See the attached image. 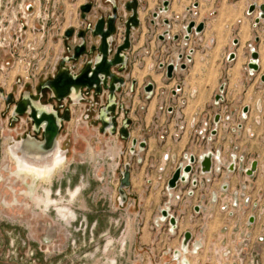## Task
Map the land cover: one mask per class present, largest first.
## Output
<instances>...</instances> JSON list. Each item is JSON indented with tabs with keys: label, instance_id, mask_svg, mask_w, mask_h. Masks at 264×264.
I'll list each match as a JSON object with an SVG mask.
<instances>
[{
	"label": "crops",
	"instance_id": "crops-1",
	"mask_svg": "<svg viewBox=\"0 0 264 264\" xmlns=\"http://www.w3.org/2000/svg\"><path fill=\"white\" fill-rule=\"evenodd\" d=\"M120 1L123 6L129 0ZM138 1L140 26L132 31L128 65L123 72L126 84L117 94L120 103L126 105V111L118 115L119 129L125 119H130V139L102 133L96 112L90 120L92 125H100L99 144L106 147L111 159L119 161L123 169L130 164L128 200L121 207L118 193L115 209L129 219L123 231L128 248L136 254L130 252L128 262L176 264L174 254L181 250L187 232L192 234V241L183 257L189 264H233L227 261L225 250L237 247L247 235L251 237L250 248L264 252V218L249 223L251 217L264 211V22L256 24L258 9L248 13L252 4L260 6L264 0H220L216 9V0ZM164 1L169 2L168 11L155 19ZM84 3L75 2V9L66 6L61 14L72 12L79 27L78 13ZM47 4L45 8H49ZM195 14L200 20H194ZM166 20L171 25L170 35L162 38ZM191 21L203 22L205 28L185 40L184 27ZM55 27L47 31L52 33ZM30 33H23L27 40L32 37ZM61 36L56 40L52 34L44 41L39 38L35 52L45 56L41 65L66 54L69 43ZM251 47L259 53L260 69L255 73L248 68ZM21 48H11L9 53L17 56L28 51L27 45ZM189 54L186 69L177 70L168 79L161 65L177 61L179 55H183L180 64L184 63ZM231 54H235L232 61ZM148 84L153 85L150 95L145 92ZM219 95L222 99L217 103ZM217 116L221 119L216 126ZM214 129L217 134L213 136ZM133 140L137 145L131 152ZM141 143H145L144 148H140ZM208 152L218 153L222 164L213 160L212 173L201 175L197 163L187 182L167 189L181 164ZM234 157L238 158L236 169L229 172ZM241 157L243 161H239ZM253 161L258 162L257 171L249 177L245 170ZM192 177L197 179V186L192 185ZM236 198L238 207H233ZM165 209L178 219L174 231L169 219L162 221Z\"/></svg>",
	"mask_w": 264,
	"mask_h": 264
},
{
	"label": "rangeland",
	"instance_id": "rangeland-1",
	"mask_svg": "<svg viewBox=\"0 0 264 264\" xmlns=\"http://www.w3.org/2000/svg\"><path fill=\"white\" fill-rule=\"evenodd\" d=\"M15 1L33 8L25 26V32L30 31L32 37L27 40L22 31L20 38L4 41V35L0 34V90L6 94L12 92L17 100L22 91L34 95L45 90L42 99L32 97L40 104L55 106L57 100L50 90L42 87L56 74L65 54L51 57L43 66L45 56L35 52L36 45L39 38L44 41L52 34L56 40L63 31L61 37L64 38L66 30L78 28L72 12L70 15L61 12L66 6L75 9V2L87 0ZM219 1L216 0L215 9ZM45 3L49 8H45ZM5 15V19L12 17L11 9H0V21ZM193 17L200 20L197 14ZM51 21L57 27L49 33V27L54 26L49 24ZM43 25L44 31L41 30ZM31 28L35 29L34 33ZM65 43H69L66 49L76 45L74 40H65ZM29 44L34 45V52L28 50L17 56L9 53L11 48L20 50L27 45L28 49ZM54 65L57 66L54 75L45 78L40 73L42 68ZM26 70L39 76L24 83ZM11 108L0 98V264H136L133 259L132 263L127 259L130 252L135 253L128 248L123 231L129 222L128 216L115 211L123 165L111 159L106 147L99 144L100 125L90 123L86 104L71 106L72 120L65 125L60 137L66 158L48 178H40L37 171L52 168L51 159L46 160L48 162L27 159L34 163L30 164L22 158L24 153L17 152L16 143L26 139L32 130L26 116L11 122ZM48 163L50 165L43 166ZM111 226V232H107Z\"/></svg>",
	"mask_w": 264,
	"mask_h": 264
},
{
	"label": "water",
	"instance_id": "water-1",
	"mask_svg": "<svg viewBox=\"0 0 264 264\" xmlns=\"http://www.w3.org/2000/svg\"><path fill=\"white\" fill-rule=\"evenodd\" d=\"M113 14L110 15L107 19L100 18L99 21L95 24L94 27L91 25L88 29L91 31L92 36L98 37L101 40L100 45L92 46L89 50H87L86 45V32L80 31L77 33V38L82 40V43L79 44L74 49V53L70 56H64L60 63L59 69L56 74L51 77L46 83L43 85L42 89L50 90L52 97L57 101H65L71 100L73 104H81L84 100L83 90H87L88 92H95L96 95H101L103 90H107L108 101L107 104L101 108L98 116V120L102 124V133H109L110 135L119 134L123 140L130 139L129 127L131 125L130 119H125L121 123V127L119 129V123L117 120V110L120 108L122 111L125 110V105H119L118 95L121 93L123 87L126 84V81L123 77L119 75L122 74L128 65V56L127 53L131 49V35L132 31L136 30L140 26L139 20V1L138 0H130L126 3L125 9L131 13L129 18L125 21V38L123 43L118 45L114 49L113 43V35L116 32V21L118 19V7L113 4ZM169 2H163V8L160 9V13H166L168 11ZM31 10V7H29ZM91 4H86L81 7V12L86 14L90 11ZM259 10V15L256 20V24H259L261 21L264 22V4L258 6L257 4H252L248 11L249 14H252ZM155 18L158 17V14L154 15ZM84 20L86 16H83ZM123 20V19H122ZM167 27H169V22H164ZM205 28V23L201 22L197 24L195 21L190 22L185 27L186 35L184 37L185 40L190 38V35L194 32L199 35L203 32ZM75 30L68 29L65 31V40L69 41L74 36ZM169 31H166L162 38L169 36ZM178 37H175L174 40H177ZM67 51L70 52L71 49L67 48ZM251 59L248 65L250 73L258 72L260 67L258 64L259 61V53L255 50L254 47L250 48ZM192 54V53H191ZM84 55L91 56L84 68L79 73H73L70 68L67 66L71 62H77ZM183 59V55H179L177 57V61L171 62L166 66L164 64L161 65V68L166 69V76L168 79H172L174 73L177 70H185L187 67V62L191 61V55L189 54L186 57V62L181 63L180 61ZM235 59V54H231L229 60L232 61ZM261 81L264 83V73L261 77ZM21 82V80H19ZM180 90V87L177 88L174 94ZM221 92L224 90V86L221 87ZM145 92L150 95L153 92V85L148 84L145 88ZM5 91L0 90V97L6 101V105L10 108L13 105L12 111V119L11 122H17L19 117L28 115L30 119L33 121V130L38 134L40 130H43L44 139L38 140L36 137H31L30 135L26 136V139H22L21 142H17L16 145L19 146L18 150L24 153L25 157H30L33 159L34 157L38 159H33L36 161L45 162L48 159H52L54 157V153L59 147V133L61 129L62 122L70 119L69 110L67 109L65 115L62 118L58 117V113L53 111L49 106V110L42 109L41 107H45L35 101L31 95V92H24L20 101L15 102L14 94L10 93L8 96L4 95ZM118 94V95H117ZM42 95V93H41ZM222 99V96L219 95L216 98V102L218 103ZM47 107V106H46ZM45 107V108H46ZM126 111V110H125ZM248 109L244 110V113H247ZM221 117L217 116L215 118L216 126L219 124ZM217 131L214 129L212 135H216ZM137 145V141H132V149L131 152L135 151V147ZM145 143L140 144V148H144ZM16 152V153H17ZM41 157H45L40 159ZM218 153L214 154L213 152H208L203 155L201 158L196 159L194 156L188 158V163L186 165L181 164L178 169L174 172L173 176L169 180L167 184V189L173 190L176 189L178 183H185L188 181L190 174L193 173V166L198 163L200 166L201 175L211 174L213 171V160L217 164H222L221 160L218 158ZM30 158V159H31ZM233 162L230 167H228L229 172H234L236 169V163L238 161L237 157L233 158ZM244 158H239V161H243ZM48 162V161H46ZM47 165H50L49 163ZM219 165V166H220ZM258 162L253 161L251 167L248 170H245L247 176L251 177L257 171ZM220 170V167H218ZM130 164H125L124 169L121 170V179L119 184V197L118 202L121 207H123L127 200L126 190L130 187ZM192 185L197 186L198 182L195 177H192ZM227 187L225 188V190ZM249 199L246 201L248 204ZM235 207L237 206V198L234 200ZM169 219V223L171 225L172 231L177 228L178 219L173 216L168 209L162 211V221H166ZM255 220L254 217H251L249 223H253ZM192 241V234L187 232L185 233L182 246L180 251H176L174 254V262L176 264H189V261L186 260L183 256L188 252V248L190 242ZM200 245H198L193 251L196 253Z\"/></svg>",
	"mask_w": 264,
	"mask_h": 264
},
{
	"label": "flooded vegetation",
	"instance_id": "flooded-vegetation-1",
	"mask_svg": "<svg viewBox=\"0 0 264 264\" xmlns=\"http://www.w3.org/2000/svg\"><path fill=\"white\" fill-rule=\"evenodd\" d=\"M130 1V0H129ZM128 2V1H127ZM127 2H124L123 6H122V1L120 0H102L101 2L99 0H87L85 1L84 4H82L80 6V16H79V27L75 29V33H74V36L70 39V40H74L76 45L74 46L73 49H71L70 52L67 51V53L65 54V56H70L74 53V49L75 47H77L79 44L82 43V40L77 38V33H79L80 31H85L86 32V45H87V50H89L92 46H99L100 43H101V40L100 38L98 37H94L92 36L91 34V31L88 29V27L91 25L92 27L95 26V24L99 21L100 18H105L107 19L110 15L113 14V8H114V5H117L118 7V19L116 21V32L115 34L113 35V43H114V49L123 43V40L125 38V21L129 18V16L131 15L130 12H128L126 9H125V5ZM86 4H91V9L88 13L86 14H83L81 12V7L86 5ZM124 7V11L122 12V8ZM163 8V7H162ZM139 9V8H138ZM125 14H126V18H125ZM156 14H158V17L155 18V19H158L160 14H163V13H160L157 12ZM86 16L85 20L83 18V16ZM123 19V20H122ZM168 21V20H166ZM165 21V22H166ZM169 22V21H168ZM165 25V23H164ZM187 26V25H186ZM185 26V27H186ZM165 27L167 28L166 31H169L170 33V29H171V25H170V22H169V27H167V25H165ZM185 27H184V30H185ZM165 31V32H166ZM69 48V47H68ZM91 56L89 55H84L81 59H79L77 62H71L69 64V68L70 70L73 72V73H79L83 68L84 66L86 65L87 61L90 58ZM120 77H123V73L119 75ZM125 79V78H124ZM49 80V79H47ZM47 90V89H46ZM44 91L41 92L39 91L38 94H31L34 98H37V96L41 97H44L43 94H44ZM12 93V92H11ZM42 93V95H41ZM10 93L6 94L4 93L5 96H8ZM108 94L109 92L107 90H103L102 94L101 95H96L95 92L91 91V92H88L87 90H83V97H84V100L82 103H85L87 108H88V111L90 112L89 115H87L88 119L90 117H92V114H95L96 112V115L99 114L100 110L102 107H104L106 104H107V101H108ZM22 95H23V91L21 92V95H20V99L22 98ZM1 98V97H0ZM33 98V99H34ZM14 99H15V102H18L20 101V99L17 100V98L15 97L14 95ZM104 101H106V104L104 105H100L101 103H104ZM119 105L121 106L123 103H120V97H119ZM81 103V104H82ZM4 104L6 105V101L4 100ZM43 106H47L46 109L49 110V107L53 110V111H56L58 113V117L59 118H62L64 115H65V112L66 110L68 109L69 110V115H70V119L69 120H65L62 122V125H61V129H60V133H59V137H58V140H59V147L61 148L62 146V143L60 141V137L64 131V128H65V125L70 122L72 120V117H73V111L71 110V106H78L80 104H73L71 100H65V101H56L55 103V106L52 105V106H49V105H44V104H41ZM7 106V105H6ZM49 106V107H48ZM12 107V108H11ZM11 108V112L9 113V117H10V120L12 119V111H13V105L10 106ZM96 109H99V110H96ZM126 110V109H125ZM122 111L120 108L117 110V119H118V115H121L122 113L125 112ZM26 117L28 118V124L30 125V128L32 130V133L31 134H27V135H30L31 137H36L38 140H43L44 139V133H43V130L41 129L40 132L37 134L34 130H33V121L30 119V117L28 115H26ZM20 119V117L18 118ZM19 121V120H18ZM17 121V122H18ZM101 123V122H100ZM102 127V126H101ZM60 148H57V150H61ZM62 151V150H61ZM16 153V152H15ZM16 156H18V153H16ZM19 157V156H18ZM24 158V156L22 157ZM27 162H29L30 164H34V163H31L30 161H28L27 159L28 158H24ZM51 164H53V162H51ZM45 166H48V165H45ZM200 167V166H199ZM39 174V173H38ZM46 175L45 174H39V177L40 178H46L45 177ZM78 193V191H77ZM76 195V194H75ZM73 195V196H75Z\"/></svg>",
	"mask_w": 264,
	"mask_h": 264
},
{
	"label": "built area",
	"instance_id": "built-area-1",
	"mask_svg": "<svg viewBox=\"0 0 264 264\" xmlns=\"http://www.w3.org/2000/svg\"><path fill=\"white\" fill-rule=\"evenodd\" d=\"M17 3L15 0H0V9L4 8L6 11L11 9V12L13 13L12 17L5 19L7 18V15H5V17L0 21V34L4 35L3 37L4 41L12 39V37H14V39H18L20 38V34L25 32V30H27L25 26H28L27 19L30 17L28 14L29 13L28 4L24 5L23 3L21 4H17ZM125 18H126V14H125ZM22 20L24 21L26 20V22H23ZM41 30L42 31L45 30V25L41 26ZM31 31L34 33L35 29L31 28ZM62 35H64V31ZM28 50L29 52L30 51L34 52L35 50L34 45L29 44ZM56 71H57V66L54 65L51 68L48 67L42 68L40 70V73H42L43 76L47 78L50 75H54ZM33 72L30 73L29 70H26L24 83H26L27 81H32L33 79H36L37 76H39L37 74H34ZM196 164L194 166H196ZM228 207H229L228 205H224L225 209H227ZM233 207L235 206L233 205ZM236 207H238V202ZM254 216L255 219L257 218L263 221L264 211L262 213H259L257 216L256 215ZM250 238H251L250 235H247L246 237H243L242 239L239 240V244L237 247L233 249L225 250V256L227 261H230V259H232L233 264H264V252L256 248H250V244H249Z\"/></svg>",
	"mask_w": 264,
	"mask_h": 264
},
{
	"label": "bare ground",
	"instance_id": "bare-ground-1",
	"mask_svg": "<svg viewBox=\"0 0 264 264\" xmlns=\"http://www.w3.org/2000/svg\"><path fill=\"white\" fill-rule=\"evenodd\" d=\"M42 109L44 108V109H46L45 107H41ZM61 149V148H60ZM15 158V157H14ZM24 158H28V159H30L31 158V156L30 157H25L24 156ZM42 158H45V157H41L40 159H42ZM65 158H66V156H65V154L63 153V151H61V150H56L55 151V153H54V157H53V159H52V162L54 163V165L53 166H51L50 165V167H52V168H49V169H43V170H40L39 168H38V173L39 174H45L46 176V178H48V176L49 175H51L52 173H53V171H54V169L55 168H57L62 162H64V160H65ZM16 159V158H15ZM19 159V158H18ZM32 159V158H31ZM33 159H38V158H36V157H34ZM17 162H18V164H19V167H22V165H21V163H20V161L19 160H16ZM30 165V164H29ZM28 165V166H29ZM43 166H45V165H43ZM30 168V167H29ZM33 172H35V171H33Z\"/></svg>",
	"mask_w": 264,
	"mask_h": 264
}]
</instances>
